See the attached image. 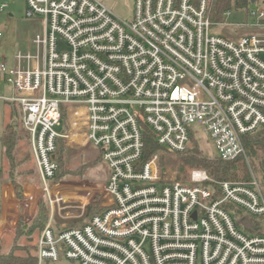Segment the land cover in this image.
Listing matches in <instances>:
<instances>
[{"label": "built area", "instance_id": "2783aa9c", "mask_svg": "<svg viewBox=\"0 0 264 264\" xmlns=\"http://www.w3.org/2000/svg\"><path fill=\"white\" fill-rule=\"evenodd\" d=\"M210 3L134 0L125 20L99 0H25L42 33L12 66L0 61V86L13 90L0 98L20 106L53 212L80 207L54 192L62 140L84 130L109 169L103 211L73 227L51 219L38 264H264V226L242 230L225 207L264 219L255 178L217 182L196 169L172 182L159 153L144 159L146 127L173 154L203 134L223 161L247 158L244 138L264 128V1L246 10L260 31L236 39L214 32Z\"/></svg>", "mask_w": 264, "mask_h": 264}, {"label": "rangeland", "instance_id": "374dc122", "mask_svg": "<svg viewBox=\"0 0 264 264\" xmlns=\"http://www.w3.org/2000/svg\"><path fill=\"white\" fill-rule=\"evenodd\" d=\"M99 1L108 6L118 17L125 20L132 19L134 0ZM3 3L8 4L9 7L4 12L0 11V33H2V37H0V61H6L9 66H12L14 57L18 52H26L28 50L34 51L32 41L37 34L42 33V26L38 21L39 18L33 20H28L26 18L25 0H0V6ZM257 5H260V2L257 3L256 6ZM253 24L254 21L246 10L239 11L232 9L230 16L226 17V19L224 18L222 22L215 24L214 32L228 39H236L240 35L260 31V29L253 27ZM12 96L11 86L8 84L0 86V97L10 98ZM21 117L22 113L19 104L10 103L0 98V172L2 171L3 176H5V182L2 183L0 181V201L2 197V184H11L15 191L13 183L9 180L11 167L5 159L4 149L1 144V136L6 127L13 125L20 136V140L14 152L17 160V166L14 168V171L16 180L23 188L24 195L23 199H18L17 197L16 199L20 203L30 202V207L28 208L30 212L27 214L24 213V208L21 207L20 213L17 212L15 216H10L14 225L7 226L5 230L2 232L0 231V250L2 252H8L12 248L16 229L21 218H24L25 223L28 225L33 223L37 216L39 203L43 199L46 202L48 210L45 226L53 219V221L62 222L67 227L79 226L93 215L101 213L104 209L105 202L108 201V196L105 191V184L109 173L108 166L102 161L99 149L93 147L91 144H86L84 130H78L79 132L76 133L75 137L62 140V146L64 148L63 161L60 163L61 169L59 177L55 181V184L58 186L54 192H58L60 195L65 196V199L71 201L72 205L80 207L62 211H59L57 208L54 213L49 197L44 195L43 183L41 182L40 174L37 171L32 156L29 135L22 126ZM65 124L68 130L67 132H69L70 125L68 117H66ZM197 136L204 153L213 159L217 158V151L213 143L208 141L203 134H198ZM158 153L160 155L161 164L162 157L166 164V168H163L164 178L173 182L177 181L176 179L178 177H184L176 169L177 165L180 163L178 155L163 151ZM57 158H59L58 154ZM193 170L196 169H191L188 172L186 177L188 180L187 182L190 181V175ZM249 172L251 180L255 178L264 191V185H262L258 176L251 168H249ZM62 206H64V204H62ZM82 206L84 208H82ZM231 211L234 212L233 217L235 220L242 224V226L246 227L248 223L253 225L260 223L264 226V219H257L256 217L246 214L242 210V213L238 215L236 214L237 209L234 206H231ZM67 216L70 218L68 220H63L62 217ZM244 218L246 219L245 222L243 221ZM41 231L42 230L36 231L31 240L27 237L19 239V244L29 246L31 248V253L35 256L37 241ZM43 264H79V262L61 258L57 262H45Z\"/></svg>", "mask_w": 264, "mask_h": 264}, {"label": "trees", "instance_id": "16d2710c", "mask_svg": "<svg viewBox=\"0 0 264 264\" xmlns=\"http://www.w3.org/2000/svg\"><path fill=\"white\" fill-rule=\"evenodd\" d=\"M253 1L254 0H211L209 9L210 20L214 24L220 23L224 20V13L226 11L232 9L239 11L249 10L254 4L264 0H255L254 4ZM64 122H66V115H64ZM19 140L20 136L16 128L13 125L7 126L1 136V144L4 149L5 159L11 167L9 180L15 187L16 197L18 199H23V188L16 180L14 171V168L17 166L14 152ZM191 142L192 146L188 148L187 151L176 154L180 161L176 169L184 176L183 178L178 177L176 179L177 181L185 183L188 181L186 177L191 169H203L213 181L249 182L251 180L249 168H251L261 180L262 185H264V128L244 138L247 159L244 156L232 161H223L219 158L213 159L204 153L198 139L192 138ZM144 145L145 160L162 151V148L157 143L156 135L148 127L144 129ZM63 151L64 148L61 141L58 151L60 163L63 161ZM161 160L163 168H166L164 158L162 157ZM0 181L2 183L5 182V176H3L2 171L0 172ZM210 185L211 182L205 184L206 187ZM231 206L234 205H225L227 210L234 214V212L231 211ZM236 209V214L240 215L242 213L241 210L238 208ZM47 217V205L43 199L39 203L37 216L31 225L26 224L24 218L19 220L12 248L8 252H2L0 250V264H38V258L31 253V248L29 246L20 245L19 239L27 237L31 240L36 231L44 229ZM238 226L243 230L242 224L238 223Z\"/></svg>", "mask_w": 264, "mask_h": 264}, {"label": "crops", "instance_id": "0c3cea01", "mask_svg": "<svg viewBox=\"0 0 264 264\" xmlns=\"http://www.w3.org/2000/svg\"><path fill=\"white\" fill-rule=\"evenodd\" d=\"M11 91L13 95L12 88H11ZM1 190H2V197L0 201V208H1L0 210V231L2 232L3 230L6 229L7 226L14 225L12 223L13 220L10 218V216L11 215L15 216V213L17 214V212L20 213L21 207L24 208V213L26 214L30 211L26 203H20L19 201H17L14 188L12 187L11 184H2Z\"/></svg>", "mask_w": 264, "mask_h": 264}, {"label": "water", "instance_id": "95a60500", "mask_svg": "<svg viewBox=\"0 0 264 264\" xmlns=\"http://www.w3.org/2000/svg\"><path fill=\"white\" fill-rule=\"evenodd\" d=\"M255 3V0L253 1V4Z\"/></svg>", "mask_w": 264, "mask_h": 264}]
</instances>
